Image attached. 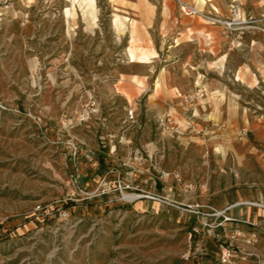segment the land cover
Here are the masks:
<instances>
[{
	"label": "rangeland",
	"instance_id": "rangeland-1",
	"mask_svg": "<svg viewBox=\"0 0 264 264\" xmlns=\"http://www.w3.org/2000/svg\"><path fill=\"white\" fill-rule=\"evenodd\" d=\"M133 1L94 0L92 24L83 0H0V264H222L221 245L233 264H264L259 56L245 84L202 60L217 123L191 109L173 119L144 95L128 101L118 80L148 66L190 80L181 55L153 59L138 46ZM201 1L186 3L235 20L218 24L241 49L227 67L253 39L264 44V0ZM193 95L207 98H183ZM233 96L234 110L219 106Z\"/></svg>",
	"mask_w": 264,
	"mask_h": 264
},
{
	"label": "crops",
	"instance_id": "crops-1",
	"mask_svg": "<svg viewBox=\"0 0 264 264\" xmlns=\"http://www.w3.org/2000/svg\"><path fill=\"white\" fill-rule=\"evenodd\" d=\"M181 1L190 4L195 1L198 4L197 6L204 7V4L199 0ZM127 8L138 14L139 19L137 21L142 25L141 27L138 26V29L142 30V38H137L135 34L130 33V41L132 42V37L135 36L136 40L140 41L138 46L155 50L156 52L150 55L153 59L157 58V56H154L156 53L160 54L162 51H166L165 55L168 56L169 61L176 60L177 55H181L182 57L179 56V60H182V76L190 78L188 83L172 84L166 79L167 68H164L163 72L157 75L156 69L153 70L151 66H148L143 72L136 71L133 73L131 76L135 79L118 80L116 86L122 89H118V91L128 101L132 97L136 101L144 95L152 109L157 108L161 109V112H166L170 107L169 114L173 119L178 118V120L187 121L189 118L187 110L191 109L200 118L207 121L212 120L215 123L216 120L211 115L212 112L208 111V107H211L213 103L215 104V100L210 98V93L215 92L208 91L202 85V60H210L215 62L216 65L222 62L216 71L221 73L231 72L235 76L241 75L245 81L247 80V82L244 81V84L248 83V79L255 75L251 69L252 59L250 53L259 56L255 65L257 70L260 72L264 70V44L260 38L253 39L254 44H252V47L249 46L248 50H243V61L238 66L227 67V62L231 60L233 55L241 53V49L235 46L234 42L230 43L227 40L224 26L212 24L200 15L189 16L183 14L178 0H136ZM151 77H154V81L151 88H149L147 84L149 85ZM157 83L160 84L159 88H157ZM199 89L206 91L207 98L203 99L194 95L190 96V99L187 96L183 98L186 93H194ZM128 91H131L132 94ZM227 100L228 103L233 104L234 110L236 108L234 103L237 101L234 96L226 100L225 98L223 100L218 99L219 106L221 107L227 103ZM200 118H195V120ZM243 119L250 122L247 116H244ZM243 264H246V262Z\"/></svg>",
	"mask_w": 264,
	"mask_h": 264
},
{
	"label": "built area",
	"instance_id": "built-area-1",
	"mask_svg": "<svg viewBox=\"0 0 264 264\" xmlns=\"http://www.w3.org/2000/svg\"><path fill=\"white\" fill-rule=\"evenodd\" d=\"M180 4V9L185 15L189 16H194V15H202L204 16L207 20H209L213 24H226L228 26H231L232 23L234 24L235 20L233 22H228L222 20L218 15L217 12L214 14L213 12H207L204 13L201 10H199L196 6L190 5L184 1L178 0ZM215 9V8H213ZM216 11V9H215ZM198 95H203V94H198ZM196 232H199L198 229H195ZM234 250L231 245H221V262L222 264H233L231 261V258L234 256ZM246 257H244L245 259Z\"/></svg>",
	"mask_w": 264,
	"mask_h": 264
},
{
	"label": "bare ground",
	"instance_id": "bare-ground-1",
	"mask_svg": "<svg viewBox=\"0 0 264 264\" xmlns=\"http://www.w3.org/2000/svg\"><path fill=\"white\" fill-rule=\"evenodd\" d=\"M199 1L202 2L201 0H199ZM83 3L85 4V6L88 9V14L92 17L91 23L92 24H95L96 12H95V3H94V0H83ZM67 13L69 14V12H67ZM118 25H121V28L120 29L122 31L125 30V22H122L121 19L116 16V18H115V26H118Z\"/></svg>",
	"mask_w": 264,
	"mask_h": 264
}]
</instances>
